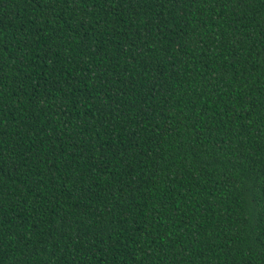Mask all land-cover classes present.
<instances>
[{"label": "trees", "instance_id": "16d2710c", "mask_svg": "<svg viewBox=\"0 0 264 264\" xmlns=\"http://www.w3.org/2000/svg\"><path fill=\"white\" fill-rule=\"evenodd\" d=\"M0 264H264V0H0Z\"/></svg>", "mask_w": 264, "mask_h": 264}]
</instances>
